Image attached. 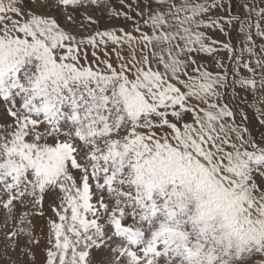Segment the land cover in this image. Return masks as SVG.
<instances>
[{
  "label": "snow or ice",
  "instance_id": "1",
  "mask_svg": "<svg viewBox=\"0 0 264 264\" xmlns=\"http://www.w3.org/2000/svg\"><path fill=\"white\" fill-rule=\"evenodd\" d=\"M120 3L128 11L111 15L130 30L100 29L87 11L108 0H0L10 247L40 244L39 215L43 264H264V133L250 131L236 91L264 104L253 39L264 41V0H244V16L232 0ZM256 115L264 126V108Z\"/></svg>",
  "mask_w": 264,
  "mask_h": 264
},
{
  "label": "rangeland",
  "instance_id": "2",
  "mask_svg": "<svg viewBox=\"0 0 264 264\" xmlns=\"http://www.w3.org/2000/svg\"><path fill=\"white\" fill-rule=\"evenodd\" d=\"M108 3L110 4L111 7H103L101 9L87 10L89 11L90 15L94 16V18L100 21L99 23L100 29H105L109 27H124L126 30H130L132 27L131 20L126 21L125 19H123V17L116 18L115 16L111 15V11L113 8L117 11H128L127 7L121 5L120 0H108ZM127 3H132L133 7H135L136 0H125V5ZM243 3H244V0H232V11L234 14H239L241 16L247 15L246 10L242 7ZM257 3H259V0H257ZM141 7H143L142 4H141ZM131 14L135 16V12ZM223 14L227 15L226 12ZM261 23H262V27H264V21H262ZM238 27H239L238 25L233 26L230 32V35L232 37V42L234 44L238 43V41L241 38V34L238 31ZM92 28L95 29L96 25H92ZM78 34L83 35L86 33L81 32ZM208 34L209 36L217 40L228 42L227 38L221 35L219 32L209 31ZM253 39L256 40L257 44L264 43V41L260 40L255 35V29H253ZM257 51H259V49H257ZM217 55L219 57H223L225 64L231 67V63L228 60L227 52H220ZM203 62L207 63L212 70L214 71L217 70L211 57L203 58ZM242 74L247 75V73L244 70H242ZM236 91L241 92V95L245 96L249 102L247 105L240 103L238 104V107L243 108L244 112L247 113L248 115L247 124H248L250 131H252L253 135L264 133V126H261L259 124V118L256 115V107L264 108V104H254L253 103L254 97L250 92L244 93L239 88H237ZM237 119L238 120L240 119L239 115H237ZM45 209H46L47 215L50 216L51 212L47 208V204L45 205ZM29 210L30 209L20 208L19 206H17L16 215L19 216L21 212L29 211ZM29 219L31 220V223L33 226V234L35 235L37 239H40V244L39 245H35V244L29 245L27 243L28 238L25 236H21L17 240L18 246L15 249H12L14 253H11V252L7 253V249L8 250L10 249V245L12 241L7 239L6 233L15 230L13 229V227L16 221L8 219L6 210H4L3 208H0V264H43V261L45 259V253H44L45 241L43 240V236L47 233V230H48L47 217H41L39 215H34V216L29 217ZM6 222L8 225L7 227H5ZM25 247H30L32 249V253L35 254L34 258H33L32 253H25L24 251H22V249ZM17 253H20V254L16 255Z\"/></svg>",
  "mask_w": 264,
  "mask_h": 264
},
{
  "label": "bare ground",
  "instance_id": "3",
  "mask_svg": "<svg viewBox=\"0 0 264 264\" xmlns=\"http://www.w3.org/2000/svg\"><path fill=\"white\" fill-rule=\"evenodd\" d=\"M13 229H15V228L13 227ZM5 239H6V238H5ZM3 241H4V240H3ZM10 243H11V242H10ZM8 244H9V243H8ZM12 249H13V248H11V247H10L9 250L7 249V253H10V252H11V253H14V252L12 251ZM20 249H21V247H20ZM18 254H20V253H17L16 255H18Z\"/></svg>",
  "mask_w": 264,
  "mask_h": 264
}]
</instances>
